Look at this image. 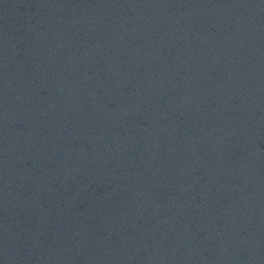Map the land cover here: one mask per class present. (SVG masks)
Listing matches in <instances>:
<instances>
[{"label": "water", "instance_id": "obj_1", "mask_svg": "<svg viewBox=\"0 0 264 264\" xmlns=\"http://www.w3.org/2000/svg\"><path fill=\"white\" fill-rule=\"evenodd\" d=\"M0 264H264V0H0Z\"/></svg>", "mask_w": 264, "mask_h": 264}]
</instances>
